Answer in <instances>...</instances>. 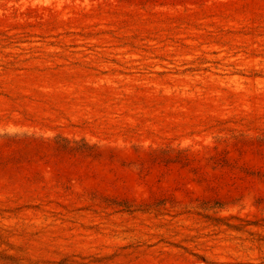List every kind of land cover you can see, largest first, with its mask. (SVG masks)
I'll return each mask as SVG.
<instances>
[{"label":"rangeland","instance_id":"374dc122","mask_svg":"<svg viewBox=\"0 0 264 264\" xmlns=\"http://www.w3.org/2000/svg\"><path fill=\"white\" fill-rule=\"evenodd\" d=\"M0 264H264V0H0Z\"/></svg>","mask_w":264,"mask_h":264}]
</instances>
